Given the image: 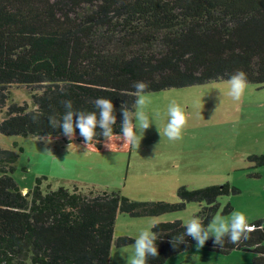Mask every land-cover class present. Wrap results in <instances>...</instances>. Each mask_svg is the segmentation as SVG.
<instances>
[{
	"label": "trees",
	"instance_id": "obj_1",
	"mask_svg": "<svg viewBox=\"0 0 264 264\" xmlns=\"http://www.w3.org/2000/svg\"><path fill=\"white\" fill-rule=\"evenodd\" d=\"M237 70L264 84V0H0V135L66 137L48 117L59 119L67 99L93 111L97 97L112 99L119 133L120 105L135 108L133 82H148L145 93H155L229 80ZM16 85L29 88L31 101H14ZM91 144L103 148V137ZM19 157L0 145V264H110L120 213L139 218L205 201L196 215L207 226L219 196L240 192L226 183L182 187L179 203L135 201L117 190L44 187L43 175L25 193L13 176ZM232 209L228 203L222 213ZM249 223L257 230L240 247L225 239L221 250L209 239V248L252 250L255 264H264V220ZM156 225L159 256L148 264H166L196 245L191 237L175 249L169 242L185 231L182 220Z\"/></svg>",
	"mask_w": 264,
	"mask_h": 264
},
{
	"label": "rangeland",
	"instance_id": "obj_2",
	"mask_svg": "<svg viewBox=\"0 0 264 264\" xmlns=\"http://www.w3.org/2000/svg\"><path fill=\"white\" fill-rule=\"evenodd\" d=\"M228 87V80H223L145 93L150 102L143 110L150 119L155 117L153 124L144 133L137 129L135 144L121 146L116 142V152L127 149V160L122 163L124 156L117 155L115 162L106 164L102 172L98 170L100 162L94 157L80 156L83 155L81 151H66L72 141L80 142L77 135L71 140L43 137L52 139L47 150L44 141L35 136L0 135V145L19 152L13 176L26 192L38 177L45 175L44 187L63 185L74 190L77 186L83 192L109 189L120 191L135 201L179 203L178 190L182 187L193 191L230 183L240 192L219 196L220 207L215 215L230 219L233 212L242 211L248 222L264 220V161L257 157L264 155V84L248 83L238 102L227 95ZM14 88V101H31L28 87L16 85ZM173 100L190 113L182 139L175 141L163 135L167 109ZM3 115L0 111V120ZM89 147L97 148L95 144ZM118 172L123 175L115 178ZM69 177H78L81 184L68 182ZM228 203L233 209L223 214ZM206 206L205 201L187 202L182 209L139 218L120 213L110 264H126L134 252V242L119 246V237L135 240L143 230H152L153 223L182 220L187 224ZM208 241L201 249L194 245L190 250L175 254L166 264H255L258 255L255 251L234 249L222 254L211 250Z\"/></svg>",
	"mask_w": 264,
	"mask_h": 264
},
{
	"label": "clouds",
	"instance_id": "obj_3",
	"mask_svg": "<svg viewBox=\"0 0 264 264\" xmlns=\"http://www.w3.org/2000/svg\"><path fill=\"white\" fill-rule=\"evenodd\" d=\"M247 74L243 70L234 72L228 80L227 95L233 101H240L247 88ZM135 89V108L130 113L127 102L122 103L119 108L120 115V132L114 131L117 124V109L112 99L109 97H97L92 103L93 111H85L74 109L73 102L70 99L61 101L64 107V113L58 119L56 116H49V126L62 130L64 136L70 140L79 130V135L83 138L84 146L91 145L94 138L103 137L104 147L109 152L116 150V142L121 146L135 144L137 142V129L142 131L149 129L153 124V120L143 110L150 102L145 95L148 88V82L135 81L132 84ZM158 115V114H157ZM168 120L163 131V135L169 140L182 139V134L188 124L190 113L185 106L178 104L173 100L167 109ZM99 130V133H97ZM40 140L45 143V150L49 149L47 145L52 139ZM26 193V191H24ZM153 223L151 228H156ZM256 225L248 222V217L242 211L232 213L230 219H225L222 215H215L211 221L205 226L204 220L197 215L188 221L185 225V231L176 237H171L170 243L175 249L177 245L188 244L187 237H191L196 242L198 249L205 246L206 241L212 238L214 247L221 250L225 247V239L228 243L240 247L250 239V234L256 231ZM161 240L160 235L151 229L143 230L134 240V252L129 255L126 264H148L149 258H157L159 256L157 241Z\"/></svg>",
	"mask_w": 264,
	"mask_h": 264
},
{
	"label": "crops",
	"instance_id": "obj_4",
	"mask_svg": "<svg viewBox=\"0 0 264 264\" xmlns=\"http://www.w3.org/2000/svg\"><path fill=\"white\" fill-rule=\"evenodd\" d=\"M70 144V148L66 151H81L83 153V157L89 158V157H94L95 159H97L98 162H100L98 164V170L99 172L103 171V167L106 166V164L115 162V159L117 158V155L122 154L124 156V161L122 163H125L127 160V149L124 148V150H119L118 152L114 151V152H109L108 150H106L104 147L99 149L96 148L95 150H93L92 148L89 147V145L87 147L84 146L83 143L78 142V141H72ZM95 148V147H94ZM90 155V156H89ZM130 155V154H129ZM129 160H130V156H129ZM76 166H78L76 164ZM120 166V165H119ZM107 170V169H106ZM124 172V171H123ZM122 173H116V175L114 176L115 178H119L120 176L123 175ZM119 176V177H118ZM69 181L68 182H75L78 183L77 185L81 184L80 179L78 177H69ZM113 178V180L115 179ZM89 186V185H86ZM107 186V185H106ZM22 187V186H21ZM27 190V189H25ZM24 190V191H25ZM119 218L117 219L118 222ZM117 225V224H116ZM115 236V235H114Z\"/></svg>",
	"mask_w": 264,
	"mask_h": 264
}]
</instances>
